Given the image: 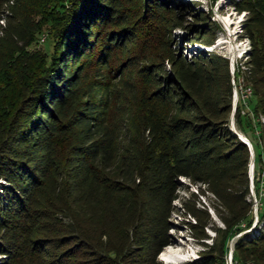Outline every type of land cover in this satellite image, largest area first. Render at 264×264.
Returning <instances> with one entry per match:
<instances>
[{
  "label": "trees",
  "instance_id": "trees-1",
  "mask_svg": "<svg viewBox=\"0 0 264 264\" xmlns=\"http://www.w3.org/2000/svg\"><path fill=\"white\" fill-rule=\"evenodd\" d=\"M199 1L145 0L202 49L174 52L168 68L142 64L143 93L125 102L111 80L127 68L110 65L137 38L123 0H0V264H164L183 177L214 195L224 223L188 206L204 248L183 264H226L230 236L248 228L234 260L264 264V200L254 224L251 151L230 126L233 78L264 114V0H233L250 40L234 75L227 56L206 50L222 26ZM39 14L55 22L50 55L30 49ZM235 117L250 126L241 106ZM253 145L259 164L264 134Z\"/></svg>",
  "mask_w": 264,
  "mask_h": 264
},
{
  "label": "rangeland",
  "instance_id": "rangeland-1",
  "mask_svg": "<svg viewBox=\"0 0 264 264\" xmlns=\"http://www.w3.org/2000/svg\"><path fill=\"white\" fill-rule=\"evenodd\" d=\"M122 4L125 9V15L129 19L128 22L133 26L137 38L125 48L118 49L114 54L110 65L116 69L120 66L122 69L123 65L127 68L122 72L124 73L123 76H121L122 73L119 71L116 72L115 77L111 80L113 84L112 87H114V89L119 88L123 91H127V94L123 93L124 96H122V101L126 102L128 101V99H126V95L130 96V92H136L138 95L143 93V76H139L138 72L142 64L158 62L164 63L165 67L168 68L170 67L168 57L174 52L191 58L192 56L198 54L196 49H202V47L201 45H191L189 42H186L183 37L186 30L183 28L166 26L164 21L161 20V22H158L156 17H153L152 14L149 15L145 0H123ZM198 8L205 10L207 13H211V18L217 20L222 26V30L219 31L215 43L212 45L213 47H206V50L217 51L227 56L230 60L232 74L234 75L235 71L233 72V70L241 67V63L245 59L246 51L250 48V40L243 36L242 24L245 19V14L240 13L235 9L233 0H200ZM165 15L170 16L168 11ZM186 17L192 18L188 14ZM35 20L39 21L40 30L36 43L30 46V49H36L41 53L46 52L47 55H50L53 49L52 40L56 30L54 24L55 22L53 19L50 20L46 14L37 15ZM227 21L229 22L228 25L226 24ZM127 58L133 59L135 64H132L133 62ZM110 65L106 66V69H110ZM250 100L252 101V98ZM251 101H249V104L247 105L241 101L240 98V100L236 103L233 94V108H235V111L233 113L232 109L230 126L235 131L241 133V135H244V137L248 136L252 139L255 144V148L258 150L257 141L259 137L256 134V128L261 125L259 122L262 120L260 114H256L255 112L254 114L253 111L250 112V109L252 110L253 107L251 105ZM114 103H116V99L114 100ZM238 106H241V114L245 117V123L250 124L245 131L239 128L236 123L235 114ZM260 148L261 151H263L264 157L263 147L261 146ZM254 156V172L257 175L254 177L253 181L255 185L254 192L258 201L262 202L264 200V159L262 157V162L259 164L257 163L255 149ZM180 179L185 186H183L179 192L180 198L175 201L177 211L173 213L172 222L174 224V228L171 229L174 242L170 245V248H181L186 256L185 258H180L173 262H168L162 257L160 259L164 264H183L189 260L199 257V254L204 248L201 241L195 238L188 229V220L193 222L195 221L194 217L188 213V206L196 205L204 210L207 209L214 221V226L224 227V223L219 217L215 207L216 200L214 195L211 192L202 193L201 188L197 184L192 183L185 177ZM192 193H195V195ZM260 207V205L258 208L254 206V224L256 223V219L259 218ZM213 224L206 227V231L210 235V238L207 239L208 242H212L213 238L217 235ZM244 226V224L241 225L242 228ZM249 230L250 228L243 229L241 231L234 232L230 236L228 240L226 264H231L230 259L232 249L233 261L235 264L237 263V261L234 260L235 242L242 234ZM166 250L167 248L165 251Z\"/></svg>",
  "mask_w": 264,
  "mask_h": 264
},
{
  "label": "bare ground",
  "instance_id": "bare-ground-1",
  "mask_svg": "<svg viewBox=\"0 0 264 264\" xmlns=\"http://www.w3.org/2000/svg\"><path fill=\"white\" fill-rule=\"evenodd\" d=\"M226 24L228 25L229 24V22L227 21L226 22ZM209 47V46H208ZM209 48H211V47H209ZM235 70H233V72H234ZM235 79L233 78V87H234V97H235V100H236V92H235ZM239 86L240 87H247V86H245V85H243L241 82L239 83ZM248 92H249V94H250V96H251V98H252V96H253V90H252V88L250 87V86H248ZM236 105V104H235ZM260 117H261V122H259V120H258V122H259V124L261 123V125H259V127H258V137L260 138L261 137V135L262 134H264V114H261L260 115ZM257 120V119H256ZM244 136V135H243ZM245 138H246V141H247V144H248V146H249V148L251 147V141L250 140H248V137H246L245 136ZM254 173V174H253ZM253 173H252V175L250 176V178H252L251 180H252V184H251V186H250V188H251V195L253 196V189H254V187H255V185H254V177L256 176L255 175V172H254V169H253ZM253 198V201L255 202L254 203V206L256 207V208H258V206H259V201H258V199L256 198V197H252ZM259 220V219H258ZM256 223H257V221H256ZM255 223V224H256ZM171 246H168L167 247V250L165 251V252H163L162 253V256L161 257H163V258H165L168 262H173V261H175V260H178V259H180V258H185V256H186V254L184 253V251L181 249V248H177V249H174V248H170ZM231 260V259H230Z\"/></svg>",
  "mask_w": 264,
  "mask_h": 264
},
{
  "label": "built area",
  "instance_id": "built-area-1",
  "mask_svg": "<svg viewBox=\"0 0 264 264\" xmlns=\"http://www.w3.org/2000/svg\"><path fill=\"white\" fill-rule=\"evenodd\" d=\"M235 92H236V103L238 100H240L241 98V101H243L245 104H249V101L251 99V96L248 92V85L247 87H240L239 86V83H237L235 81ZM250 112H252V110L250 109ZM254 113V112H253ZM255 114V113H254ZM259 127V126H258ZM258 127L256 128V134L258 136ZM248 140H250L248 138ZM251 141V140H250ZM251 148L254 150V145L253 143L251 142ZM256 175V174H255ZM257 176V175H256ZM252 197H256L255 195V192H254V189H253V196ZM257 198V197H256ZM258 199V198H257ZM259 205L261 206L262 205V202L259 201ZM259 218L256 219V221H258ZM233 250V249H232ZM232 250H231V264H235L234 261H233V256H232ZM247 264H250V263H247Z\"/></svg>",
  "mask_w": 264,
  "mask_h": 264
},
{
  "label": "water",
  "instance_id": "water-1",
  "mask_svg": "<svg viewBox=\"0 0 264 264\" xmlns=\"http://www.w3.org/2000/svg\"><path fill=\"white\" fill-rule=\"evenodd\" d=\"M234 111H235V108H233V113H234ZM236 133L240 136V138L242 140H244L247 143L246 138L243 135H241V133H239L237 131H236ZM250 151H251V163H250V176H251L253 173V169H254L255 156H254V150L251 147H250ZM160 258H162V257L160 256Z\"/></svg>",
  "mask_w": 264,
  "mask_h": 264
}]
</instances>
